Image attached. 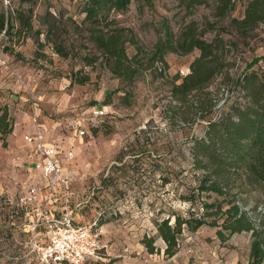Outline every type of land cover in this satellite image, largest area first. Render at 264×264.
<instances>
[{"label": "rangeland", "instance_id": "rangeland-1", "mask_svg": "<svg viewBox=\"0 0 264 264\" xmlns=\"http://www.w3.org/2000/svg\"><path fill=\"white\" fill-rule=\"evenodd\" d=\"M6 1L0 0V13L8 16L12 30L0 37L6 60L0 68V109L13 119V129L0 140V200L14 198L27 183L21 165L26 151L23 136L32 113L40 112L52 124L53 141L73 146L78 199L94 188V200L82 215L85 220L98 219L101 249L97 259L85 264H248L250 233L221 241L210 226L185 230L179 251L171 258L164 255V243L157 238L155 225L162 219L173 214L188 217L189 204L181 197L195 186L190 148L192 138L203 136L206 120L172 101L170 81L187 72L198 52L168 53L165 70L159 71L158 64L127 86L111 74L88 40L82 25L85 0ZM248 1L235 0L234 10L222 20L215 19L209 7L187 14L178 0H130L128 9L112 18L145 50L156 43L163 22L174 35L193 21L204 38L222 36L228 48L227 68L208 89L217 95V109L230 95L237 97V80L253 59L264 56V23L245 38L229 25L231 18H242ZM16 10L31 16L33 29L28 35H14L19 28ZM49 14L55 20L49 39L62 46V54L45 39L43 31L53 21ZM126 52L131 56L134 47L126 44ZM260 66L261 61L251 69ZM93 107L106 115L91 119ZM75 122L86 128L81 138L70 128ZM240 197L254 219L264 218V194L247 188ZM194 212H202L200 205ZM22 228L9 231L0 221V264H29ZM144 236L155 238V253L146 252Z\"/></svg>", "mask_w": 264, "mask_h": 264}, {"label": "trees", "instance_id": "trees-1", "mask_svg": "<svg viewBox=\"0 0 264 264\" xmlns=\"http://www.w3.org/2000/svg\"><path fill=\"white\" fill-rule=\"evenodd\" d=\"M129 4L130 0H85L82 9V25L86 27L88 40L107 69L122 83L130 86L139 74L158 64L159 71L165 70L164 57L168 53L198 52L187 72L174 75L170 81L172 101L189 108L194 117L206 120V126L203 136L192 138L190 148L195 186L189 195L181 197L189 204L188 217L168 215L155 225L157 238L165 246L164 255L171 258L179 251L183 231L195 232L206 225L217 229L216 236L221 241L233 234L250 233L248 264H264V218L254 219L244 209L240 197L247 188L264 194V56L253 59L237 80V97L230 95L221 110L215 109L217 95L208 89L217 77L225 75L227 68L228 48L222 36L214 33L209 39L204 38L193 21L174 35L168 23L163 22L156 43L145 50L132 32L116 26L112 18L114 13L125 12ZM178 4L187 14L200 6L209 7L213 17L222 20L234 10L235 0H178ZM13 16L19 27L14 35H28L33 29L31 16L18 10ZM49 17L53 21L43 31L45 39L56 53L62 54V46L49 39L55 22L50 14ZM263 23L264 0L248 1L242 18L229 20L235 34L243 38ZM10 30L8 16L1 12L0 34L4 32L5 36ZM126 44L134 47L131 56L126 52ZM259 61L262 66L251 69ZM12 129L13 119L6 109H0V140ZM197 205L202 210L200 214L194 212ZM22 217V210L0 202V221L9 231L22 223ZM141 241L148 254L157 251L154 237L144 236Z\"/></svg>", "mask_w": 264, "mask_h": 264}, {"label": "built area", "instance_id": "built-area-1", "mask_svg": "<svg viewBox=\"0 0 264 264\" xmlns=\"http://www.w3.org/2000/svg\"><path fill=\"white\" fill-rule=\"evenodd\" d=\"M3 36L4 32L0 34ZM5 66L0 48V68ZM104 115L106 111L102 108L89 110L93 120ZM32 124V132L23 138L24 144L30 147L23 159L28 166L27 183L14 198L0 200L5 206L23 212L22 223L16 228H27L21 231L26 234L24 243L29 249V264H85L97 259L101 249L98 219L85 220L82 215L92 204L94 188L78 199L74 187L79 177L74 172L73 146L47 143L35 112ZM70 128L77 138L86 133L81 122L70 124Z\"/></svg>", "mask_w": 264, "mask_h": 264}, {"label": "crops", "instance_id": "crops-1", "mask_svg": "<svg viewBox=\"0 0 264 264\" xmlns=\"http://www.w3.org/2000/svg\"><path fill=\"white\" fill-rule=\"evenodd\" d=\"M34 113V112H33ZM33 113H32V115L30 116V121H29V123H28V126H27V128H26V133H25V135L24 136H26L27 134H29V133H31L32 132V130H33V124H32V116H33ZM36 113V115H37V119H38V123L41 125V127H42V129L44 130V132H45V139H46V142L47 143H51V142H54L53 141V138H52V136H51V126H52V124H49L47 121H45V120H43V117L41 116V114H40V112H35ZM24 136H23V138H24ZM64 146H66V144H63ZM24 146L26 147V151H25V154H26V152H28L29 150H30V147L29 146H27V145H25L24 144ZM72 146V145H71ZM25 156V155H24ZM22 169L26 172V170L28 169V166L26 165V164H24V161H22ZM28 171V170H27ZM26 174V173H25ZM27 176V175H26Z\"/></svg>", "mask_w": 264, "mask_h": 264}]
</instances>
